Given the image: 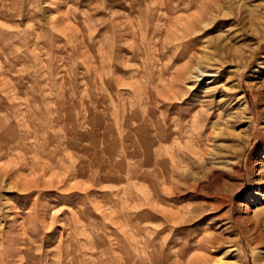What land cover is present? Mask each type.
<instances>
[{
  "label": "rangeland",
  "instance_id": "rangeland-1",
  "mask_svg": "<svg viewBox=\"0 0 264 264\" xmlns=\"http://www.w3.org/2000/svg\"><path fill=\"white\" fill-rule=\"evenodd\" d=\"M203 2L0 0V264H264V0L215 7L195 29ZM192 98L207 118L192 133L207 146L200 179L232 200L221 209L159 199L192 184L175 154L193 129L160 131ZM235 153L241 176L210 171Z\"/></svg>",
  "mask_w": 264,
  "mask_h": 264
},
{
  "label": "bare ground",
  "instance_id": "bare-ground-1",
  "mask_svg": "<svg viewBox=\"0 0 264 264\" xmlns=\"http://www.w3.org/2000/svg\"><path fill=\"white\" fill-rule=\"evenodd\" d=\"M177 1H180V2H182V1H184V0H177ZM201 2H202V0H201ZM204 2H205V4H206V6H205V4H204V7H206L205 8V11H206V13L205 14H199L198 16H196L195 17V19H194V23H193V27H195V29L197 28L196 26H198V28L200 29L201 27H200V25L201 24H203V23H205V21H207L206 19H205V16H206V14L208 13V11L210 12V10H212L213 8H215V7H217V8H219V7H221L222 5H227V4H232L233 2H234V0H204ZM203 2V3H204ZM199 5V4H198ZM176 5H174V7H175ZM181 6V5H180ZM182 6H183V4H182ZM192 9V8H191ZM198 10V9H197ZM201 10V9H200ZM184 10H182V12H183ZM181 12V11H180ZM179 12V13H180ZM201 12H203V11H201ZM196 14H198V13H196ZM208 15V14H207ZM185 17V16H184ZM190 17V16H189ZM188 18V17H187ZM184 19V21H185V18H183ZM189 20V19H188ZM180 21V20H179ZM183 21V20H182ZM191 21V20H190ZM181 22V21H180ZM186 22V21H185ZM177 26V25H176ZM191 29H192V27H191ZM194 29V28H193ZM180 31V30H179ZM184 31V30H183ZM191 31V30H190ZM183 33V32H182ZM186 33V32H185ZM190 34V33H189ZM195 34V33H194ZM197 34V33H196ZM262 35H263V37H264V32L262 33ZM183 36H185V35H183ZM186 37V36H185ZM204 38V36L203 37H193L192 36V38H191V40H190V38H189V44L188 45H190V46H192L193 47V49H194V47H196L197 45H198V43L202 40ZM183 39V38H182ZM186 42H187V40H186ZM180 46V45H179ZM184 46V45H183ZM182 45H181V48L183 47ZM183 49H184V47H183ZM192 49V50H193ZM186 50H188V49H186ZM190 50V49H189ZM191 51V50H190ZM178 74V73H177ZM176 75V74H175ZM177 79L175 80L174 79V81L175 82H173V84H170L171 86V88L174 90V88H176L177 87V81L179 80V76H177L176 77ZM185 78V77H184ZM173 81V80H172ZM170 82H171V80H170ZM184 82V81H183ZM178 83H179V81H178ZM167 84V83H166ZM181 84H182V82H181ZM179 86H181L180 84H178ZM165 88H167V87H165ZM167 90V89H166ZM178 91H179V89H178ZM168 92V91H167ZM167 92H166V94H167ZM174 92V91H173ZM165 96V95H164ZM163 96V97H164ZM176 96H178V95H176ZM173 97V96H172ZM171 98V97H170ZM176 98V97H175ZM173 99V98H172ZM166 101V100H165ZM176 101V100H175ZM164 102V101H163ZM173 102V101H172ZM165 103V102H164ZM163 103V104H164ZM189 104H191L192 106H191V108H189V109H186L185 111H183V112H180V115L179 116H181V118H180V120L177 122V123H175V128L174 129H172V128H169V124L171 123L170 121H169V119H168V115L167 116H165L164 117V119H163V126H162V128L160 129V131H161V133H165L164 134V136L162 137V139L164 140V142H167L171 137H174L176 140H181V138H182V135H183V132L182 131H185V130H187V131H190L189 130V128H192L191 130H192V132H189L190 134H189V136H188V138L192 141V143L190 142L189 144H190V146H191V151H190V154L187 156V158H186V155H184L183 153H182V151L181 152H177L175 155H176V157H181V159H186L188 162H189V164H190V168L192 169V173L190 174V175H188V177L187 178H185V179H187L186 181H191L192 182V184L191 185H188V186H186V187H180V186H177V187H174L173 188V191H172V193H170L171 195H169V197H167V195H164V193H161V195L159 196V199H160V201H162V202H164V201H166V200H170V201H173V202H175V203H180L181 201H183V200H185V201H188V202H191V201H194V200H197V199H199V200H201L203 203H204V205L207 207V206H209V204H211L210 202V200L211 199H214L215 200V202L217 203V204H215L216 206H217V208L218 209H221V207H224L227 203L228 204H231V203H229V202H232V200L231 199H229V197L225 194V193H220L219 191H217V192H207L208 191V189H210L209 187H210V184H209V182H202V179H200V169H202L203 168V165H202V162L205 160V162H208L209 163V161H206V157H207V154H208V152H207V150H205L206 149V147L203 149L202 148V143H200L199 141L198 142H196V141H194V139H193V137H192V133L196 130V126L198 127V128H202V127H204L205 126V121H206V117L204 118V119H201V120H199V118H200V116H201V112H200V110H199V107H198V105H197V101L195 100V98H192V99H190L189 100V102H188ZM166 104V103H165ZM171 104V103H170ZM176 104V103H175ZM187 104V103H186ZM162 105V104H161ZM160 105V106H161ZM164 108H165V110L166 111H169L170 109H174V110H176V109H179L178 108V106L177 105H173V106H167V105H164L163 106ZM181 108V107H180ZM181 109H184V108H181ZM181 109H179L180 111H181ZM174 110H171V111H174ZM162 112H163V110H162ZM170 112V111H169ZM175 114H176V112H174ZM244 113L246 114L247 113V110H245L244 111ZM173 114V113H172ZM170 115V114H169ZM178 115V114H177ZM178 116V117H179ZM189 119H191V120H189ZM208 123V122H207ZM207 126V125H206ZM174 127V126H173ZM208 127V126H207ZM208 133V132H207ZM205 134H206V132H205ZM207 137V136H206ZM172 140V139H171ZM244 140V139H243ZM242 140V141H243ZM170 141V140H169ZM241 141V142H242ZM172 143H173V141H172ZM180 145L182 144V143H179ZM209 144H210V142H209ZM22 145H23V147H25V148H27V149H29V147L31 146L29 143H22ZM172 145V144H171ZM173 145H175V144H173ZM176 145H177V142H176ZM174 147V146H173ZM203 147H204V145H203ZM173 149V148H172ZM180 149V148H179ZM170 151V150H169ZM172 154V153H171ZM264 155V154H263ZM215 157V156H214ZM212 158V157H211ZM242 157H241V154H239V153H235L234 155H232V157H230V156H225V155H219V154H217V156L215 157V158H212V161H211V159H210V165H212V166H210V171L211 172H217V167H216V165H223V166H226L227 168H229L230 169V171L232 172V178H231V180L235 177V176H239V174L242 172V170L240 169V164H241V159ZM174 158H172V165H173V167L175 166V161L173 160ZM177 159H179V158H177ZM181 159L179 160V161H181ZM19 160V159H18ZM176 160V159H175ZM240 160V162L239 163H237L238 161ZM170 161V160H169ZM182 162V161H181ZM21 163V162H20ZM168 161H164V163L162 164V166L161 167H163L162 169H163V171L161 172L162 173V180H163V184H165V185H168V184H170V182L171 181H173V179H174V177H175V170H172L171 169V167H169V165H168ZM177 163V162H176ZM204 163V162H203ZM261 164H262V166L264 167V157H263V159L261 160V162H260ZM181 164V163H180ZM179 164V165H180ZM34 165V164H33ZM205 167V166H204ZM207 168V167H206ZM206 168H205V170H206ZM225 168V167H224ZM227 168H225V169H227ZM175 169V168H174ZM190 169V170H191ZM220 169V168H219ZM221 169H222V167H221ZM22 170V169H21ZM209 170V169H208ZM202 171H204V170H202ZM207 171V170H206ZM7 172V174H8V172L9 171H6ZM205 172V171H204ZM203 172V173H204ZM208 172V171H207ZM223 172V171H222ZM24 173V172H23ZM178 173V172H177ZM210 173V172H209ZM6 174V176H9V175H7ZM206 174V173H205ZM204 174V175H205ZM221 174H223V173H221ZM180 175V174H179ZM5 176V177H6ZM177 176V175H176ZM207 176V175H206ZM215 176V175H214ZM240 176H241V174H240ZM178 177V176H177ZM217 177V176H216ZM220 177V176H219ZM224 177H226V176H224ZM231 177V176H230ZM209 178V177H208ZM263 178H264V174H263ZM210 180V179H209ZM230 180V181H231ZM238 181V180H237ZM25 182H31V181H28L27 179H26V181ZM190 182V183H191ZM29 183H28V186H29ZM34 182L32 181V184H33ZM174 184H175V182H174ZM25 185H26V183H25ZM148 185H150V183L148 184ZM171 185V184H170ZM240 185V184H239ZM23 186V185H22ZM30 187V186H29ZM29 187H27V186H25L23 189H22V191H27V190H29ZM151 188V187H150ZM170 188H171V186H170ZM153 189V188H152ZM236 190V189H235ZM226 191V190H225ZM237 191V190H236ZM169 192V191H168ZM23 193V192H22ZM234 193V192H233ZM257 194L256 195H258L259 194V192H258V190H257V192H256ZM166 194V193H165ZM231 194V193H230ZM232 196V195H231ZM167 203V202H166ZM146 204V203H145ZM168 204V203H167ZM213 204V203H212ZM234 204V203H233ZM177 208V207H176ZM193 208V207H192ZM211 208V207H210ZM240 208V207H239ZM206 209V208H205ZM212 209V208H211ZM173 210H174V207H173ZM217 210V209H216ZM208 211V210H207ZM210 211V210H209ZM231 211V210H230ZM178 212V211H177ZM176 212V213H177ZM221 212V211H220ZM179 213V212H178ZM215 212H213V214H214ZM172 214V213H171ZM211 214H212V212H211ZM181 215V214H180ZM226 215V214H225ZM230 215V214H229ZM169 216V215H168ZM175 216V215H174ZM207 216H209V215H207ZM211 216V215H210ZM224 216V215H223ZM171 217H167L166 218V220H171L170 219ZM174 218V217H173ZM210 218H213V216L212 217H210ZM217 218V217H216ZM183 219V218H182ZM174 220H175V218H174ZM177 220V219H176ZM173 221V220H172ZM180 221H182V220H180ZM179 222V221H178ZM184 223V222H183ZM186 223V222H185ZM174 224V223H173ZM178 224V223H177ZM176 224V225H177ZM175 225V226H176ZM180 226V225H179ZM183 226V225H182ZM174 227V226H173ZM256 229L258 230V232H259V236H258V238L260 237L261 238V240L260 241H262L263 239H264V234H263V232H262V229H261V225L258 223V224H256ZM181 228V227H180ZM179 229V228H178ZM172 231V230H171ZM175 231V230H174ZM30 252H28V254H29ZM170 258V256H168L167 257V259H169ZM166 259V260H167ZM167 263V262H166ZM170 263V262H169ZM28 264H30V263H28ZM161 264H163L162 262H161ZM168 264V263H167Z\"/></svg>",
  "mask_w": 264,
  "mask_h": 264
}]
</instances>
